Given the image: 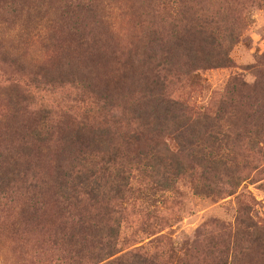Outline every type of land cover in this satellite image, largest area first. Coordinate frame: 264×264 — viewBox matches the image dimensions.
<instances>
[{
  "label": "rangeland",
  "instance_id": "rangeland-1",
  "mask_svg": "<svg viewBox=\"0 0 264 264\" xmlns=\"http://www.w3.org/2000/svg\"><path fill=\"white\" fill-rule=\"evenodd\" d=\"M202 21L227 24L232 30L230 65L195 72L198 80L186 77L171 91L185 103L208 109L211 117L220 102L235 108L234 115L223 118L221 129L231 137L227 160L233 159L242 182L232 196L210 198L195 196L189 182H179L177 194L166 195L165 205L157 204L168 220L162 233L172 240L166 249L171 258L160 263L230 262L233 249L242 264H264V253L242 223L250 208L254 222L264 227V0H0V154L10 145L17 148L29 130H39L38 115L44 109L50 112L49 123L56 124L67 110L79 121L89 97L97 99L96 94L83 98L82 91L96 84L116 85L122 57L141 42L178 35L194 46L203 45L205 36L192 30ZM93 22L114 58L79 46ZM57 138L32 147L27 184L49 182L60 164L67 166L72 155L77 157L75 146L71 155L62 154ZM164 140L175 147L171 137ZM23 186L24 180L16 193L0 198V264H55L59 256L51 251L44 230L31 232L20 220L19 229L14 228L18 234H11L26 196ZM124 202L126 214L153 210L138 201L129 205L130 198ZM134 225L123 223L122 232L136 230ZM137 246H125L123 252Z\"/></svg>",
  "mask_w": 264,
  "mask_h": 264
},
{
  "label": "trees",
  "instance_id": "trees-1",
  "mask_svg": "<svg viewBox=\"0 0 264 264\" xmlns=\"http://www.w3.org/2000/svg\"><path fill=\"white\" fill-rule=\"evenodd\" d=\"M196 27H192L194 34L205 36L203 45L194 46V41L178 35L141 42L122 57L118 85L96 84L82 91L83 98L96 94L97 99L89 97L79 121L67 110L56 124L49 123L50 112L44 109L38 115L39 130L20 134L17 148L4 149L0 198L16 193L23 180L26 195L19 219L10 226L12 235L18 234L20 220L31 232L44 230L51 251L59 256L55 264H161L163 258H171L166 249L172 240L162 233L168 220L157 211V204L165 205L166 195L177 194L179 182H189L197 197L234 194L242 180L233 159L227 160L231 137L222 132L221 123L226 115H234L235 108L220 102L211 117L208 109L185 103L171 91L186 77L198 80L195 72L230 65L228 53L235 39L230 27L213 21ZM100 37L93 22L89 37L80 38L79 46L100 52L101 58H114L111 46ZM54 136L62 154H70L75 146L77 157L72 155L67 166L60 164L49 182L27 184L26 160L32 147L49 143ZM164 137H171L175 147H169ZM129 198V205L134 207L138 201L152 212L126 214L121 206ZM247 212L242 222L245 233L264 253V227L254 222L250 208ZM128 222H134L136 230L122 232ZM135 245L139 246L123 252V247ZM231 251L230 262L219 258L217 264H242Z\"/></svg>",
  "mask_w": 264,
  "mask_h": 264
}]
</instances>
